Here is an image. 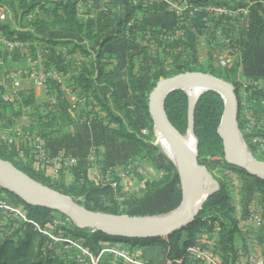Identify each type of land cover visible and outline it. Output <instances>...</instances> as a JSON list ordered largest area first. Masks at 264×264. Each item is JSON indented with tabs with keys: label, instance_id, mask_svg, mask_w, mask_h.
<instances>
[{
	"label": "trees",
	"instance_id": "1",
	"mask_svg": "<svg viewBox=\"0 0 264 264\" xmlns=\"http://www.w3.org/2000/svg\"><path fill=\"white\" fill-rule=\"evenodd\" d=\"M210 2L211 0H198L196 4L207 5ZM218 2L214 1L216 4ZM78 3L79 0H69L65 13H61L58 7H54L49 18L32 17L28 19V16L32 15L34 10L42 4V0H22L20 8L14 0H0V8H3L7 13V21L0 22V32L5 34L11 42L38 40L50 45H71L72 52L79 51L92 58L88 63L82 65L80 73L74 80L73 86L84 97V103L79 106L78 110L70 112L69 102L63 98L59 91L57 112L45 115L38 114L37 124L30 127L29 131L31 133L36 132L44 141L60 139L63 131L69 126L103 121L106 131L116 139L135 142L140 145L145 151L142 158H145L149 152L156 151L154 144L157 140V134L154 128V120L149 111L148 100L158 81L184 73L201 72L232 83L238 91L239 63L235 62L227 70H219L211 60L200 62L196 37L189 28H186L184 29L185 39L182 42L183 53L175 58L169 68L163 64L158 65L153 74L152 82L145 89L138 85L134 56L130 57L128 80L132 91V101L140 107L143 113L138 123L134 110L131 108V101L122 100L119 97L117 83L114 80V71H108L107 63L103 61V49L106 44L122 35L127 23L135 18L137 12L143 10L133 6L130 0H115V7L123 9V16L104 13L100 14L96 21L83 23L79 19ZM141 26L145 29L148 25L141 23ZM43 28L46 29L49 37L37 35L36 31ZM133 29H131L130 35H132ZM97 43L99 49L94 57L92 47ZM101 87L110 90L108 101H105L101 96L99 92ZM34 103L30 98H26L23 101V106H35ZM165 109L174 128L182 136L185 135L190 130V101L186 92L177 90L169 94L165 100ZM224 111L225 101L217 92L207 91L197 100L193 113V131L198 141V159L201 161L202 159L219 157L222 160L220 164L223 169L233 171L243 179L245 178L241 188L242 215L245 219L248 216L251 203L256 199L260 201L264 212V181L249 176L245 171L235 169L225 162L223 142L218 133ZM239 125L240 130L244 131L245 123L242 122L241 116L239 117ZM143 130H146L147 133H144ZM250 136H259V134L253 132V135L248 137L250 138ZM160 155L165 160V156ZM0 159L11 163L36 183L70 197L90 211L108 215H127L129 208L137 205L139 201L135 200L134 203L129 204L125 201L120 202L115 198L117 192H122L119 180L114 179L117 187L113 188L111 184H101L86 178L66 184L63 179V172L57 179L47 177L44 172L34 169L31 165H23L16 161L13 154L9 153L4 145H0ZM166 165L167 168L158 166L164 171V175L158 181L147 183L144 194L149 195L170 185L171 193L168 203L161 211L151 214H137V217L168 215L179 209L182 202L181 182L175 166L171 162L166 163ZM218 185L219 191L210 197L211 203H204L196 222L186 230L165 238L122 239L121 242L119 238L105 235L99 231L92 232L88 229H81L77 226L71 230L63 228L59 230L65 234L67 232L72 240L81 241L82 247L94 257L99 256L102 243L120 242L129 244V247H156L164 255V261L159 264H201L200 261L193 263L184 258L187 249L195 246L201 240L198 235L216 233L213 255L220 264H236L238 260L236 239L243 237L244 233L235 216V206L228 188L222 181H219ZM1 191L10 196L12 202L8 201L9 203L21 205L27 217L42 229L51 226V214L56 211L29 206L6 189L2 188ZM47 241L45 236L35 233L24 223L12 233L0 232V264H78L75 258L70 259L59 255L57 249L59 246L57 248L48 247ZM108 257L109 260L112 259L111 256Z\"/></svg>",
	"mask_w": 264,
	"mask_h": 264
},
{
	"label": "crops",
	"instance_id": "2",
	"mask_svg": "<svg viewBox=\"0 0 264 264\" xmlns=\"http://www.w3.org/2000/svg\"><path fill=\"white\" fill-rule=\"evenodd\" d=\"M18 8L22 0H14ZM90 6L84 7L79 19L83 23L96 21L100 14H104L102 8L104 0H79ZM191 4L198 6L201 10L193 16L188 14L176 17L167 11L162 3H155L149 7H140L143 11L137 12L134 19L136 27L132 35L124 34L109 42L104 47L103 61L107 63V70L114 71V80L117 83L119 97L122 100H130L131 108L134 110L136 121L142 117V110L132 101V91L128 80V65L131 56H134L135 75L140 88L145 89L153 79V74L158 65L163 64L169 68L175 58L183 53L182 42L184 34L177 33L179 30L189 28L196 37L199 61L211 60L219 65V59L226 54L222 43L221 33L226 26L221 23L211 24L206 22L209 13L205 7L209 5L225 6L232 11L248 10L250 24L247 30L240 34V48L235 56L231 58L230 66L238 62V99L240 102V116L245 123L247 118H253L255 123L254 133L264 139V0H211L207 5L196 4L198 0H188ZM214 1H219L218 4ZM32 13L34 18H49L54 7H58L61 13H65L69 0H42ZM4 11L0 8V13ZM6 12V11H5ZM124 15L121 7L112 6L110 15ZM141 23L148 26L143 29ZM230 25V24H229ZM37 35L49 37L46 29H38ZM131 34V33H130ZM5 34L0 32V38ZM34 51L41 50L45 55L47 67H62L77 77V67L88 63L92 58L79 51L72 52L71 45H50L38 40L27 42ZM99 44L92 47L94 57L97 55ZM205 55V56H204ZM5 57L6 67L4 70H18L26 66L24 53L20 50L10 51L6 43H0V58ZM224 68L227 70L230 68ZM216 67V66H215ZM3 74L0 71V84ZM2 99L0 100V145L7 147L15 160L23 165L33 166V156L37 151H43L49 157L65 156L78 161L76 170L63 171V179L66 184L78 182L84 178L95 180V168L101 170H112L113 178L119 180V185L124 192L120 198L129 204L139 200L138 204L129 208L128 215L137 217V214H151L161 211L168 203L171 186L168 185L147 195L144 194L147 183L160 180L164 171L160 167L167 168L166 162L157 151L149 152L148 156L142 158L145 151L140 145L130 141H120L106 131L104 122H86L67 127L58 140L44 141L39 134L31 133L30 127L37 124L38 114L45 115L57 112L56 107H50L49 101L56 99L59 89L55 83H49L47 89H39L29 81L22 87V99L17 101L11 93L1 88ZM99 92L105 101L110 98V90L101 87ZM30 98L35 106H23V101ZM19 110L20 114L10 115V112ZM23 122L17 123L16 119L22 114ZM15 117V118H14ZM39 138L40 142L36 141ZM155 161V163H154ZM130 168L126 178L122 173ZM35 169V168H34ZM243 185V184H242ZM242 188V186H241ZM240 188V191H241ZM251 207L263 209L261 204L254 200ZM250 207V208H251ZM243 212V210H242ZM236 216V215H235ZM241 228L243 216H236ZM248 227L252 225L246 223ZM255 229L254 233H244L243 237L236 239L238 259H245L248 253L264 254V227ZM249 229V228H248ZM209 236L208 233H205ZM204 233L201 234L203 237ZM128 247V246H127ZM130 250L138 251L146 260L152 264L164 261V255L160 249L155 247H128ZM149 249V251H147Z\"/></svg>",
	"mask_w": 264,
	"mask_h": 264
},
{
	"label": "built area",
	"instance_id": "3",
	"mask_svg": "<svg viewBox=\"0 0 264 264\" xmlns=\"http://www.w3.org/2000/svg\"><path fill=\"white\" fill-rule=\"evenodd\" d=\"M105 5L102 11L105 14H110L112 6L115 0H104ZM131 4L136 7H149L155 3H162L165 5L168 12L176 17H182L185 15L193 16L198 13L201 8L191 4L188 0H130ZM43 4V3H42ZM90 6L87 3L79 1L78 14L82 13L84 7ZM209 16L206 22L211 24L221 23L227 25L223 33H221L222 43L226 49V54L223 58L219 59V65L221 68H227L230 66L231 58L235 56L240 48L239 36L247 30L250 24V14L248 10L244 11H232L225 6L209 5L205 7ZM32 15L28 16L31 19ZM7 19V13L2 11L0 13V22H5ZM230 24V25H229ZM135 20H131L127 23L124 31V35L129 36L131 29L135 28ZM177 33L184 34L183 30H179ZM0 43H6L10 51H22L25 56L26 66L18 70H4L6 67L5 57L0 58V71L3 74V81L0 84V90L3 88L7 93H11L13 98L17 101L22 99L21 90L26 81H29L32 86L39 89H47L49 83L53 82L62 93L63 98L70 104V112L78 110L79 106L84 103V97L81 95L78 89L73 86V75L62 67H47L45 62V55L41 50L34 51L27 42H11L5 35L0 38ZM81 71V65L77 67V74ZM2 94L0 91V100ZM57 100L52 99L49 101L50 107L57 106ZM255 123L253 118H247L245 121L244 132L253 133ZM147 133L146 130H143ZM36 141L40 142L37 138ZM252 142L258 144L260 148L264 149V139L260 136L252 137ZM33 166L38 171L44 172L47 177L55 179L61 175L63 171H73L78 168V161L74 158L65 156L49 157L43 151L35 152L33 156ZM130 168L122 173V177L126 178L130 173ZM95 181L101 184L114 185V178L112 170H105L104 173L95 168L94 171ZM27 224L35 233L45 236L47 246L50 248H63L64 253H67L72 248H77L82 252V255L87 258V262L83 264H100V260L103 256L108 255L113 260L123 262L125 264H152L148 260L141 258V254L138 251L130 250L125 244L120 243H102V250L98 257H94L89 251L82 247L81 241L71 240L64 233H54L47 229H42L37 223L30 220L24 208L21 205H15L9 203L7 200L0 199V232H14L20 228L21 224ZM246 223L252 225L256 229L264 227V212L263 209H256L251 207L249 209L248 216L243 219L242 224L246 227ZM240 227V226H239ZM243 227L240 229L244 233H248L249 229ZM216 233L207 236V238H201V240L195 245L187 249L184 258L189 259L195 263L200 261L201 264H220L217 258L213 255V249L216 245ZM59 250V249H58ZM61 251V250H59ZM236 264H264V254L262 253H248L245 259L239 258Z\"/></svg>",
	"mask_w": 264,
	"mask_h": 264
},
{
	"label": "water",
	"instance_id": "4",
	"mask_svg": "<svg viewBox=\"0 0 264 264\" xmlns=\"http://www.w3.org/2000/svg\"><path fill=\"white\" fill-rule=\"evenodd\" d=\"M202 90L194 104L190 102V130L193 131V113L199 97L207 92L214 91L225 101V111L218 130L223 142L225 162L235 169L245 171L249 176L264 181V162L255 160L252 156L247 159L236 152L240 136V102L237 88L230 82L211 74L189 72L175 77L161 79L149 95L148 107L154 120L155 131L161 128L164 139L173 147L178 165L175 164L181 182L182 202L177 215L170 221L151 226H137L122 218L101 212H94L76 203L70 197L57 192L53 196L42 197L31 193L25 186L20 175H25L15 166L0 159V181L3 187L29 206L41 207L58 211L71 218L77 227L92 232H102L105 235L121 239H159L165 238L186 230L193 225L206 201L202 200L200 181L206 176V169L200 165L198 159V142L196 153L193 155L187 148L183 136L172 125L165 109V100L174 91L182 90L188 95L190 90ZM225 93V95H223ZM189 96V95H188ZM190 101V97H189ZM243 143V142H242ZM191 169V173L188 171ZM31 182H35L26 176ZM213 192L208 193V198ZM173 212V213H175ZM171 213V214H173ZM168 214L166 216H169ZM163 216V217H166Z\"/></svg>",
	"mask_w": 264,
	"mask_h": 264
},
{
	"label": "rangeland",
	"instance_id": "5",
	"mask_svg": "<svg viewBox=\"0 0 264 264\" xmlns=\"http://www.w3.org/2000/svg\"><path fill=\"white\" fill-rule=\"evenodd\" d=\"M7 21V20H6ZM205 56V55H204ZM204 62H206L204 60ZM216 68L219 69V70H223V69H220V67H218L216 64H215ZM17 115V114H20L19 110L17 109L16 112H10V115ZM28 110H26V114H22V116H19L16 119L17 123H22L24 120L22 117H25V116H28ZM189 133V131L183 135L184 136H187V134ZM157 134V140L154 144L155 146V149L157 151L158 154H162L163 156H165V162L168 163V162H171L174 166L175 164L173 163L172 159L169 157V155L165 152V149L162 145V138H160L158 136V132H156ZM249 135H253V133H246L244 132L243 130H240V136H241V140L244 144V146L246 147L247 151L250 153V155L257 161H260V162H264V149L263 148H260L258 144H255L252 142V137L250 136V138L248 137ZM198 142V141H197ZM222 160L219 158V157H212V158H207V159H202L201 161H199L200 165H202L205 169H206V179L204 180V186L207 185V186H212V191L210 192H213V195H215L218 191H219V181H222L224 182V184L226 185V187L228 188L230 194H231V197H232V201H233V205L235 206V215L237 216H243V212H242V194H241V191H240V188L242 186V184L244 183V179L242 177H240L239 174L233 172V171H229V170H225L223 169V167L221 166V163ZM11 164V163H10ZM12 165V164H11ZM14 166V165H13ZM176 168V166H175ZM177 169V168H176ZM178 172V170H177ZM179 176V174H178ZM60 177V176H59ZM57 177V178H59ZM55 178V179H57ZM207 180V181H206ZM215 185H214V184ZM212 184V185H211ZM113 188H116L117 187V183H114V185H111ZM4 188L3 185L0 183V199L2 198L3 200H7L9 202H12V199L10 198V196L4 192L1 191V189ZM215 188V189H214ZM5 189V188H4ZM208 194H206V197L203 196L202 200L206 201V202H209L211 203V199L210 197L208 198L207 196ZM124 196V192H120V193H116V196L115 198L118 199L120 202H122L120 200V198ZM259 199V198H258ZM257 200V199H256ZM259 203L260 201L257 200ZM205 202V203H206ZM120 207V206H119ZM251 207V206H250ZM249 207V209H250ZM123 209V208H122ZM121 210V209H120ZM113 216H126V217H129V218H144V219H152L153 217L154 218H161L163 216H166V215H147V216H140V217H132L130 215H113ZM51 226L47 227L46 229L48 231H53L54 233H59L60 230L59 229H66V230H71V229H74V226H76V224L71 220V218L65 216L64 214L56 211V212H53L51 214ZM246 228H249V231L248 233H254L255 229L253 227H246ZM64 234L63 235H66L69 239H71L70 236H68L69 234H65V232H63ZM205 234V233H204ZM207 234H205L203 237L201 235H198V237L200 238H207ZM238 243L241 241L240 238H238ZM72 240V239H71ZM120 243V242H119ZM122 245H126V246H130L129 244H126V243H120ZM149 248V247H148ZM156 248V247H155ZM61 251H58L59 255H63V256H66L70 259H77V262L78 264H83L87 261V259H85V257L82 255V252L77 248H72L70 249L67 253H64V249L61 247V248H57ZM149 251V249L147 250ZM141 258L145 259V257L141 254ZM110 258L108 257V255H105L101 258V264H125V263H120L118 261H114L113 258L111 260H109ZM146 260V259H145ZM111 262V263H110Z\"/></svg>",
	"mask_w": 264,
	"mask_h": 264
},
{
	"label": "bare ground",
	"instance_id": "6",
	"mask_svg": "<svg viewBox=\"0 0 264 264\" xmlns=\"http://www.w3.org/2000/svg\"><path fill=\"white\" fill-rule=\"evenodd\" d=\"M202 92V90H190L188 91V95L190 97V102L191 104H194L195 100L197 99V97L199 96V94ZM223 95H225V93H223ZM158 136L160 138H162V145L165 149V152L169 155V157L172 159V161L174 163H176V165H178V160L175 154V151L173 149V147L164 139L163 133L161 128L158 127ZM184 141L185 144L187 146V148L189 149V151L194 155L196 153V140L194 138V135L189 132L187 134V136H184ZM236 152L244 157L249 159L251 157L250 153L247 151L246 147L244 146V144L239 140L237 142L236 145ZM188 171L191 173V169L190 167H188ZM22 180L25 182V186L26 188L33 193L34 195L37 196H42V197H48V196H53L55 194L54 191L42 186L39 183L36 182H31L26 175H20ZM207 176H205L199 184L200 190L202 191V194L204 195V197H206V194H208L210 191H212V186H204V180L206 179ZM207 181V180H206ZM1 182V181H0ZM2 183V182H1ZM3 184V183H2ZM214 184V183H213ZM212 185V184H211ZM215 185V184H214ZM215 189V188H214ZM208 196V195H207ZM204 199V198H203ZM178 212H175L169 216L166 217H161V218H152V219H144V218H129V217H123L122 219L125 221H129L134 225L137 226H151V225H158L161 223H165L167 221L172 220Z\"/></svg>",
	"mask_w": 264,
	"mask_h": 264
}]
</instances>
